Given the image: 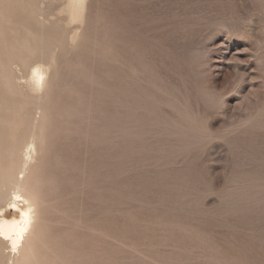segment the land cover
<instances>
[{
    "label": "rangeland",
    "instance_id": "rangeland-1",
    "mask_svg": "<svg viewBox=\"0 0 264 264\" xmlns=\"http://www.w3.org/2000/svg\"><path fill=\"white\" fill-rule=\"evenodd\" d=\"M66 5L0 0L13 264H264V0Z\"/></svg>",
    "mask_w": 264,
    "mask_h": 264
},
{
    "label": "bare ground",
    "instance_id": "bare-ground-1",
    "mask_svg": "<svg viewBox=\"0 0 264 264\" xmlns=\"http://www.w3.org/2000/svg\"><path fill=\"white\" fill-rule=\"evenodd\" d=\"M85 1L86 0H67L66 10L73 21L82 19ZM12 65L10 64L9 67ZM6 73L7 72L3 70L1 75L3 80L1 79V81H7L8 73ZM46 73L47 70L41 65H35L34 67H32L31 76L36 86L44 81ZM1 133L2 132L0 131V151L1 149L3 151L4 137L6 138L7 136H10V134L7 133L4 135L2 133L1 135ZM21 200L25 203L20 204ZM33 222V206L31 203L27 202V200H25L19 193H16L11 198V201L5 208L0 209V255H6L5 250L6 248H9V253L7 252L9 255H11L9 264H13L15 255L19 254L20 251L22 252V248L25 246L24 243L32 229Z\"/></svg>",
    "mask_w": 264,
    "mask_h": 264
}]
</instances>
